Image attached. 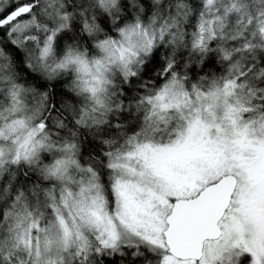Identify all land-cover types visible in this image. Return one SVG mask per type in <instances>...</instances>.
<instances>
[{"label": "snow or ice", "instance_id": "snow-or-ice-1", "mask_svg": "<svg viewBox=\"0 0 264 264\" xmlns=\"http://www.w3.org/2000/svg\"><path fill=\"white\" fill-rule=\"evenodd\" d=\"M0 264H264V0H0Z\"/></svg>", "mask_w": 264, "mask_h": 264}]
</instances>
